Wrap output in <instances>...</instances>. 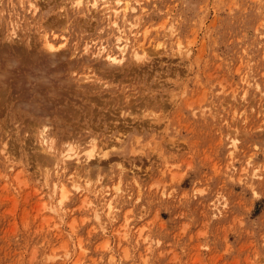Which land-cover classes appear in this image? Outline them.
<instances>
[{"label":"rangeland","instance_id":"1","mask_svg":"<svg viewBox=\"0 0 264 264\" xmlns=\"http://www.w3.org/2000/svg\"><path fill=\"white\" fill-rule=\"evenodd\" d=\"M87 1L0 0V264H264V0Z\"/></svg>","mask_w":264,"mask_h":264},{"label":"bare ground","instance_id":"2","mask_svg":"<svg viewBox=\"0 0 264 264\" xmlns=\"http://www.w3.org/2000/svg\"><path fill=\"white\" fill-rule=\"evenodd\" d=\"M102 1H104L102 3V5L105 7V9L108 12H110L112 14V16L114 17V20L112 21V23L111 22L110 23L116 29L117 34H118L117 37H116V42L118 43V46L116 48H118V50H119L121 55H124L127 52V49H128V42H127L128 40L126 38H124V36H123L124 30L122 28V25H120L118 21H122L123 23L127 22V16H128V11H129L128 1H125V2H123L121 0H114V1H112V0H102ZM84 2H85V0H73V4L76 5V6H81V5L84 4ZM86 3H88L91 6V8H93L95 10H97L98 7L101 5L100 4V0H89V2L87 1ZM111 17L109 16L108 18H111ZM44 47H46L50 51L54 49L53 44L46 37H44ZM134 56L137 57V53H134ZM105 58L109 61V63L111 65H114L116 63L119 64V63H121V61L123 59L121 57H120L121 59H117V57L115 55H113L112 53H110V52L106 53V57ZM18 82L19 81H17V83ZM0 83H2V82H0ZM76 162H77V160H76ZM60 191H61V197L59 198L58 202L61 205L63 203V200L66 198V192L64 190V185L60 186ZM113 208L114 207H113V205L111 203V200H108V203H107L108 211H111Z\"/></svg>","mask_w":264,"mask_h":264}]
</instances>
